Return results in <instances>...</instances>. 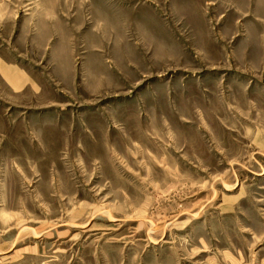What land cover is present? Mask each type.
I'll return each mask as SVG.
<instances>
[{"label": "rangeland", "instance_id": "1", "mask_svg": "<svg viewBox=\"0 0 264 264\" xmlns=\"http://www.w3.org/2000/svg\"><path fill=\"white\" fill-rule=\"evenodd\" d=\"M0 264H264V0H0Z\"/></svg>", "mask_w": 264, "mask_h": 264}, {"label": "crops", "instance_id": "2", "mask_svg": "<svg viewBox=\"0 0 264 264\" xmlns=\"http://www.w3.org/2000/svg\"><path fill=\"white\" fill-rule=\"evenodd\" d=\"M22 77V76H21ZM23 78V77H22ZM24 79V78H23Z\"/></svg>", "mask_w": 264, "mask_h": 264}]
</instances>
